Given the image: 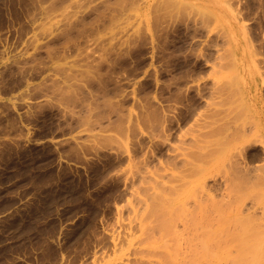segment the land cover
<instances>
[{
    "label": "rangeland",
    "instance_id": "1",
    "mask_svg": "<svg viewBox=\"0 0 264 264\" xmlns=\"http://www.w3.org/2000/svg\"><path fill=\"white\" fill-rule=\"evenodd\" d=\"M244 120L264 131V0H0V264L146 262L143 200L191 142L222 167Z\"/></svg>",
    "mask_w": 264,
    "mask_h": 264
},
{
    "label": "bare ground",
    "instance_id": "2",
    "mask_svg": "<svg viewBox=\"0 0 264 264\" xmlns=\"http://www.w3.org/2000/svg\"><path fill=\"white\" fill-rule=\"evenodd\" d=\"M226 122L218 146L229 144L230 151L222 167L207 171L192 162L199 142H191L183 172L158 182L143 200L135 253L146 259L142 264H264V163L252 166V158L238 147L253 140L264 150V131L252 132L251 121L234 127ZM195 171L199 177L190 180Z\"/></svg>",
    "mask_w": 264,
    "mask_h": 264
}]
</instances>
